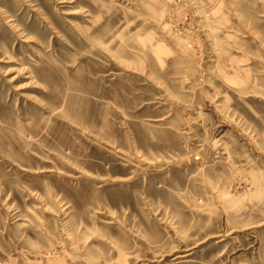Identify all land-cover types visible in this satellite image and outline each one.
Masks as SVG:
<instances>
[{
  "label": "rangeland",
  "instance_id": "1",
  "mask_svg": "<svg viewBox=\"0 0 264 264\" xmlns=\"http://www.w3.org/2000/svg\"><path fill=\"white\" fill-rule=\"evenodd\" d=\"M0 264H264V0H0Z\"/></svg>",
  "mask_w": 264,
  "mask_h": 264
}]
</instances>
